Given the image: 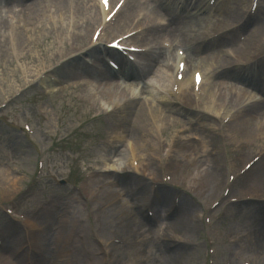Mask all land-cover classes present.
<instances>
[{"label": "rangeland", "instance_id": "obj_1", "mask_svg": "<svg viewBox=\"0 0 264 264\" xmlns=\"http://www.w3.org/2000/svg\"><path fill=\"white\" fill-rule=\"evenodd\" d=\"M41 1L49 10L59 3V0ZM89 1L91 0L86 2ZM164 1L168 2L163 10L168 11V3L172 0ZM248 2L249 0H218V18L213 14L212 19H202L197 26L199 42L233 30L229 37L235 38V49H228L229 57L226 55V61L215 69L216 73H231L228 77L220 76L219 79L233 83L234 90L229 95L233 98L232 101L236 99L234 91H240L236 88L237 85L264 99L263 93L260 94L257 92L259 90L254 91L251 87V80L255 79L250 76L249 67L250 63L256 64L259 55L264 52V36L260 35L263 44L259 50L244 51L243 44L251 37L252 32L258 28L264 29V0H260L254 20L244 30H240L242 23L249 17ZM0 3L5 5L1 0ZM90 4V13H97L96 7L93 9ZM152 9L153 6L140 4L137 10L146 16L147 24L159 27ZM122 10L124 16L118 18L115 28L107 32L106 38L109 41L131 32L133 27L140 29V24L134 23L137 10ZM163 10H159V14ZM50 13L45 18L46 21L34 23L33 29L39 32L38 35L44 34L43 31L48 32L45 33L48 36L47 43L42 45L34 44L33 34L27 35L23 30L15 31V28L24 26L19 23L16 15L10 19L9 13L6 16L0 15V22L8 19L13 25V28L2 29L6 33L0 34V50L3 51V56L0 55V225L10 224L12 219L20 228L13 234L17 237L14 243L19 248L12 256L7 249L0 248V257L14 264H64V259L60 260L57 256L54 258L55 241L60 230L59 224H63L62 221L67 218L61 214L71 208L79 210L81 214L77 219L83 222V227L75 228V232L82 229L84 231L79 234L77 253L69 259L68 264H160L164 255L172 258L169 264H255L260 261L249 247L254 242V237L264 228V213L262 218L255 212L256 215L251 213L253 209L264 211V185L256 188L257 190L244 186L251 180L258 182L259 178L264 177V159L244 175V186L233 188L232 185L226 198L222 192L229 184L231 172L236 175L234 165L237 159L247 155L243 161L245 163L255 155L264 153V118L258 121L247 119L250 110L264 113V101H257L250 93L242 91L247 94L246 103L252 109H241L218 101L216 97L221 96L220 92L213 93L207 87L197 109L184 111L187 104L173 109L174 112L167 118L165 113H161L159 128L153 127V135L147 137L152 155L149 160L137 158L139 170L133 171L128 156L130 149L137 151L135 140L125 136L123 143L122 138L116 148L113 147L115 139L119 134L122 135L121 130L128 127L127 123L122 122L119 130V124L115 122L117 120L112 115H106L110 106L105 105H109V102L99 95V91L88 90L94 102H87L89 96L85 97V92L82 93L75 82L61 79L60 72L66 67L71 68L74 62H64L65 56L55 57L59 52H64L63 47L57 45H72L71 37L76 36L79 30L67 31V24L72 20L67 13L65 16ZM52 29L60 31L52 32ZM92 31L86 34V46L91 42ZM17 32L22 34L24 44L22 48L19 45L11 51L13 45L19 44ZM240 36L242 39L246 37V40L242 42L239 40ZM163 37L162 32L155 36H151L149 31L139 34L136 43L154 49L139 57L135 56L136 62H128L126 67L142 71L149 56L155 51L170 53L171 51L161 47ZM26 38L30 40L27 43ZM221 39L219 37L213 41ZM176 42L180 44L177 38ZM80 47L81 51L86 48ZM78 49L70 48L68 53ZM12 52L17 53L16 57ZM198 54L203 57L207 53ZM200 56L193 57L195 69L202 71L204 68H214L211 63L203 65ZM79 57L76 60L80 63L87 61V58ZM171 64L172 61H159L151 70L146 69L144 74L142 71L141 79L144 83L140 82L141 79L131 80L125 77V72L121 73V78H125L122 87L133 89H128L127 100L135 98L141 105L142 101L149 103L154 94H157L153 99L155 106L163 107L161 103L166 100L172 103L174 98L170 94V88H164L165 82L158 84L156 81L163 75H166V80L170 78L172 69L167 65ZM46 70H51L47 77L51 76L55 81L42 82ZM208 73H212V70ZM56 81V84L50 83ZM134 81L137 82L136 86ZM18 92V96L1 108L7 98ZM212 100H216L215 104H211ZM209 104L212 108L214 105L217 110L221 109L222 114L216 113L214 120L201 114ZM120 110L119 108L116 112ZM229 115L232 119L228 121L226 117ZM122 116L125 114L122 113ZM252 125L255 131L249 135L248 128ZM185 154L188 157L185 158ZM41 162L43 168L38 167ZM214 164H217L220 174L217 195L210 194L209 180L205 175ZM105 168L109 172H105ZM130 176L135 184L132 185L131 181L126 187L129 182L121 180ZM164 178L169 180L164 181ZM254 185L255 183L252 184ZM95 189L99 192L97 199L89 196ZM157 192L163 203L164 193H170L166 203L156 205L161 214L172 206L177 211L175 202L178 200V205L183 203L187 209L194 204L196 209L193 215L198 216L194 221L195 230L185 232L177 225L170 228L172 224L168 223L164 228L157 227L155 221L148 216ZM219 201V206L209 211L210 205ZM135 203L134 213L131 214L130 208ZM231 206L235 210H247L235 215ZM153 208L151 209L155 211ZM61 209L64 211L59 213ZM7 210L12 211L15 217L7 214ZM109 212L112 213V218L108 215ZM28 221H32L33 225ZM177 255L182 258H175Z\"/></svg>", "mask_w": 264, "mask_h": 264}, {"label": "bare ground", "instance_id": "obj_2", "mask_svg": "<svg viewBox=\"0 0 264 264\" xmlns=\"http://www.w3.org/2000/svg\"><path fill=\"white\" fill-rule=\"evenodd\" d=\"M22 5L25 4L26 2H24V0H19ZM53 1H58V0H52ZM87 0H59V3L56 4V13H60V15L64 14V13H71L74 17H75V24H74V28L76 30H79L77 35H73L71 37V41H72V45L69 44V47L67 46V43H59L57 45V47L62 46L64 52H59L55 57L58 58H62L64 56H72L71 54H77L78 52H81V47H85L86 46V34H90L91 30H93V28H95V26H100L102 23L101 22V17L102 15H100L99 13V4L98 1L96 0V3L94 2V0H91L89 2H86ZM91 3V4H90ZM89 4L93 7V9L96 7L97 9V13H93L91 14L90 10L92 9L91 7H89ZM96 4V5H95ZM149 5H152V3L150 1H148ZM191 4V3H190ZM45 3L39 2V3H35L32 4L31 6L28 5L27 6V14H25L24 18H23V23H24V28L23 27H18L15 28L17 30H23L25 31V34H33L35 36V42L36 43H40L45 44L47 43V39L45 35L48 34L47 31H43L44 34H39V32H37L35 29H33L34 27V23H38L41 21H46L47 19H45L47 17V15L49 14L48 11V6L45 7ZM112 6V5H111ZM2 7V6H1ZM133 9H138L139 7H137V5L135 4V2L133 0H130L129 2V11H132ZM140 12V11H137ZM182 18V17H181ZM126 19L129 20L128 17H126ZM146 18H144L142 21V26L144 23H147V21L145 20ZM180 18L177 17L174 22L178 24V20ZM189 19L191 21H193L194 25L191 27V29L184 23L182 22L181 24H178V26H176V28L174 30H176V32L180 33V31L184 32V35L182 36V44H184L185 46L189 47L190 49V56H185L184 58H186V60H188V64H186V71H185V79L182 82V84L180 85V90L181 92H183V94L185 95V100L186 102H192V88L193 86H195V82L194 80V72L193 71L191 73L192 70H190V68L192 67L195 68V64L193 65V57H196L197 54V50L195 47H191L192 44H197L199 42V30L194 31L193 28H195L197 25V20H194L193 17H189ZM148 25V24H147ZM196 25V26H195ZM13 26L12 23H9V21L6 22H0V34L2 33H6L5 31H2V29H7V28H13L11 27ZM145 26V25H144ZM30 29H26L29 28ZM130 27V26H127ZM135 30L134 28L132 29V31ZM168 29L165 28H161V27H153V29L151 30V35L155 36L158 35L160 32L166 33ZM51 31V29H50ZM90 32V33H89ZM18 33V32H17ZM51 33V32H50ZM260 35L264 36V29L263 28H258L257 30H255L254 32H252L251 37L248 38L247 42L245 43L244 46V51H247L249 49H258L260 48V46L263 44V40H260L261 37ZM1 38V37H0ZM17 40L19 42L20 48H22V45L24 44L23 39L22 38V34L18 33L17 36ZM59 39V38H58ZM26 43L30 40H28L27 38L25 39ZM33 41V40H32ZM21 42V43H20ZM44 42V43H42ZM77 47L79 48L78 50H74L69 51L71 53H68V49L70 48H74L73 47ZM231 44V43H230ZM79 45V46H78ZM175 47V46H174ZM50 48V47H49ZM48 48V49H49ZM48 49H46L48 51ZM83 49V48H82ZM99 49V48H97ZM73 50V49H72ZM86 51H84L81 56L87 59H92L93 62H95L96 60L100 61V54L103 52H109L110 54L113 55L112 52L108 51V50H104L99 54H96L98 52V50H96L95 48H91V49H84ZM221 52L223 53V55L221 54H217L215 52H211L206 54L204 57H200L201 60L203 61V65L208 63V65L214 64V68L212 67V69H207L204 68L203 72L204 73H208L209 70H212V72H215V69L219 66V64L223 63L226 61V54L224 50H221ZM0 55L3 56V51L0 50ZM174 56V55H172ZM171 54L167 53L165 54V51H155L153 54H151L149 56V59L147 61L146 66L144 67L143 74L145 73V70H151V68L154 67V65H156L159 61H173L175 60L174 57H172ZM94 58V59H93ZM176 58V57H175ZM76 59H80V57L77 58H72L69 61H73L74 64L71 68L66 67L64 70H62L60 72V77L62 80H66V82L69 81H75L78 85L79 88H81L82 93L85 92V97L89 96L87 99V102H90L91 100H93L94 102V98H92L91 94L88 92V87H92V85H94L95 81L96 83H100V82H104V88H102L101 90H99V95H101V97H103V99H105L107 102H109V105H105V106H111V107H115L116 105H120L121 103L125 102L127 99H129V93L128 91L133 90L131 87L130 90H128L129 88L122 87V85L118 84L117 82L113 81V73H111L110 69L107 67L106 69H98V65H97V71L98 73H96L97 76H95V73H92V71L90 70V68L84 63H80L78 60ZM86 59V60H87ZM183 59H179L178 61H182ZM176 61V60H175ZM174 62V61H173ZM100 65V62H99ZM173 65V64H172ZM172 65H167V67L172 69ZM168 69V68H167ZM187 70H189L187 72ZM142 71H138L137 69H133L132 67L129 70H125V77L131 79V80H139L142 78ZM192 74V75H191ZM70 79V80H69ZM69 80V81H68ZM143 79H141V83H144V81H142ZM166 75L161 76L157 81L158 82H162L166 85H164V88L169 89V86L171 84V80L170 78L167 79L166 81ZM220 82H217L213 85H208L210 88L211 86L216 87V89L211 88V91H215V90H226L227 91V87L225 82H223L222 80H218ZM90 82L94 83V84H90ZM179 82H177L178 85ZM107 84V85H106ZM133 84H137L136 81L133 82ZM138 84H140L138 82ZM159 84V83H158ZM127 85V84H125ZM231 88V87H228ZM132 93L136 94L135 91H133ZM157 96V94H154V97H152L148 103V101H142V104L140 105L139 100L135 99V98H130V100H127L128 102H126L124 104V106L122 107V111H120L119 113H112V117L114 119L117 120L119 127L120 124L122 122H126L128 127L127 128H123L122 131V135H127L129 137H131L135 140L136 145H137V152L139 154V158L143 159H148L151 157V144L148 141L147 137H150L151 135H153L152 132V128L157 124V121L160 119L161 117V113H165V118L169 117L172 114V111L174 108H177L176 105L166 101H163L161 104L163 107H158L155 106L154 103V98ZM239 96H243L242 94H239ZM211 97V96H210ZM241 97H238L239 99H242ZM132 99V100H131ZM219 101H221L222 103H226V104H230L233 103L235 105H239L240 104V100L239 101H232L231 99H228L227 96H221L219 99ZM244 101V100H242ZM118 102V104H117ZM151 102V103H150ZM213 103V101H211ZM169 106V109L167 108V106ZM174 107V108H173ZM243 109H249V106L246 104V102H244L243 105ZM206 111L209 112L207 115H212V113H215V109L211 108L209 106H207ZM174 112V111H173ZM122 113L125 114V116H122ZM118 115H120L118 117ZM247 119L251 120V121H258L259 119L264 118V113L262 112H257V111H252L250 110L249 113H247ZM118 117V119H117ZM134 123V124H132ZM150 127V129H149ZM120 130V128H119ZM249 130V135H252V132L255 131L254 129V125L250 126L248 128ZM152 134H151V132ZM247 131V130H246ZM177 145H179L176 142ZM184 157H188L187 154L184 155ZM264 158V157H263ZM264 165V164H263ZM195 166H197V163L195 164ZM197 168V167H195ZM262 171V169H261ZM260 171L256 172V176L255 179L257 180L258 178V174ZM207 179L209 180V184L210 186H208L210 188L209 192L211 195H217L218 191H219V187H218V183H219V179H220V174H219V168L217 166V164H214V166L211 168V171L209 173H205ZM252 181V180H251ZM249 182L246 188H253V190H257L256 188H260L262 185H264V177L259 178L258 182ZM123 182H129L126 187L129 186V184L131 183V181H125L123 180ZM254 186H252V184H254ZM135 184V181H132V185ZM7 190L9 189L6 188ZM170 193H164L163 195V199H164V203L167 202V198L168 195ZM89 196H91V198H95L97 199L99 197V192L97 189L94 190L93 193H90ZM147 197V196H146ZM146 199V198H145ZM144 199V200H145ZM127 202V201H126ZM182 203V202H181ZM69 207V206H68ZM134 207H136V203L135 205H133L130 208L129 213L133 214L134 212ZM196 209L195 205L192 204L191 207H189V209L185 208L183 206V203L180 205V209H179V213H175V210L173 209V207L171 209H168V216L173 218L175 220V222H173V224L170 226V228H175V225H177L178 227H181V229H183L185 232H189V231H193L195 230V225H194V221L196 219L197 214H195V216L193 215L194 210ZM232 209V207H231ZM236 208V210L233 208L232 210L234 211V214L237 215L238 213H241L243 211H246L247 209H240ZM49 210H51L49 208ZM254 211H252L251 213L253 215L259 216L260 218L263 217V213L264 211H258L257 209H253ZM64 211V209H61L59 211L62 212ZM70 212V213H69ZM256 214H255V213ZM80 212L79 210L76 209H72L71 208L69 210H66L64 214H61V216H66L67 218L62 221L63 224H59V233H58V237L57 240L55 241L56 243V249H55V257L56 256L58 258H60V260L64 259L66 264H68L67 262L69 261V259L71 260L72 257L77 253V245L79 244L78 239L80 238L79 234L82 233V231H84V229H82L81 231H79L78 233L75 232V228H79V227H83V222L80 221V219L77 217L80 216ZM108 214V213H107ZM56 215V214H55ZM111 218H112V213L109 212L108 214ZM130 217V216H129ZM132 218V217H131ZM74 224V225H73ZM140 224V223H139ZM11 226V227H10ZM9 226V238L7 239L6 243H7V252L9 254H11V256L13 255V253L16 251V249H18V245L17 243L15 244L14 241L17 238L13 237L14 232L17 233L19 228L17 226ZM161 230V228H160ZM262 232L258 233V235H256L254 237V242L252 244H250L249 250L253 251L254 253L258 254V258L261 259L258 262H255V264H264V228L261 229ZM17 242H19V240L17 239ZM18 255V253H17ZM170 256H163V261L160 264H169L171 262L172 258H169ZM263 257V258H262ZM175 258H182L181 256L177 255L175 256ZM58 260V259H57ZM59 261V260H58ZM64 262V264H65ZM0 264H14L12 261H10L9 263L3 259L2 257H0Z\"/></svg>", "mask_w": 264, "mask_h": 264}]
</instances>
